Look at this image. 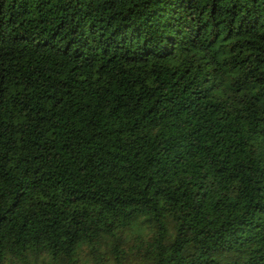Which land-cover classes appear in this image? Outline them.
<instances>
[{
  "label": "trees",
  "instance_id": "16d2710c",
  "mask_svg": "<svg viewBox=\"0 0 264 264\" xmlns=\"http://www.w3.org/2000/svg\"><path fill=\"white\" fill-rule=\"evenodd\" d=\"M0 264H264V0H0Z\"/></svg>",
  "mask_w": 264,
  "mask_h": 264
}]
</instances>
